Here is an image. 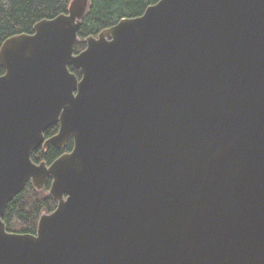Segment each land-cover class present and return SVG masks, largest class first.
<instances>
[{
	"label": "water",
	"instance_id": "obj_1",
	"mask_svg": "<svg viewBox=\"0 0 264 264\" xmlns=\"http://www.w3.org/2000/svg\"><path fill=\"white\" fill-rule=\"evenodd\" d=\"M89 8L0 47V264H264V0H158L76 54ZM48 180L55 210L8 232Z\"/></svg>",
	"mask_w": 264,
	"mask_h": 264
},
{
	"label": "trees",
	"instance_id": "obj_2",
	"mask_svg": "<svg viewBox=\"0 0 264 264\" xmlns=\"http://www.w3.org/2000/svg\"><path fill=\"white\" fill-rule=\"evenodd\" d=\"M158 0H90L88 14L78 31L75 53L86 48L85 40L96 37L102 30L117 24L123 18L141 16L145 9ZM71 0H0V47L9 37L33 33L34 25L44 19H52L60 14H67ZM70 72L80 78L74 67ZM4 70L0 67V76ZM58 126L48 128L44 136L49 138L57 133ZM73 148L70 140L66 147L56 149L39 147L33 151L31 160L34 163L45 162L50 165L55 159ZM51 180L45 183L42 190H37L27 182L22 191L7 203L2 221L6 230L12 233L35 234L38 221L43 214L52 213L57 202L48 195Z\"/></svg>",
	"mask_w": 264,
	"mask_h": 264
}]
</instances>
